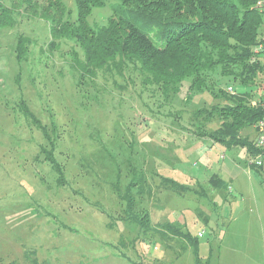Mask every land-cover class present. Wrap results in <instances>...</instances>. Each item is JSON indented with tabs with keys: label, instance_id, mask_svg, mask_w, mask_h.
Instances as JSON below:
<instances>
[{
	"label": "rangeland",
	"instance_id": "374dc122",
	"mask_svg": "<svg viewBox=\"0 0 264 264\" xmlns=\"http://www.w3.org/2000/svg\"><path fill=\"white\" fill-rule=\"evenodd\" d=\"M64 2L75 17L76 0ZM110 14L96 7L90 21L100 26ZM50 28L24 13L0 27V264H32L31 249L41 264H196L187 241L161 233L169 221L198 236L211 264H264V171L248 165V150L194 135V106L182 92L158 111L133 73L134 82L99 72L80 96L72 49L81 48L71 39L51 47ZM21 33L32 43L19 64ZM21 101L48 124L53 143ZM241 133L257 134L253 126ZM142 167L152 190L133 197L150 213L146 231L126 219L119 198ZM213 174L227 186H209ZM161 176L191 188L177 193Z\"/></svg>",
	"mask_w": 264,
	"mask_h": 264
},
{
	"label": "trees",
	"instance_id": "16d2710c",
	"mask_svg": "<svg viewBox=\"0 0 264 264\" xmlns=\"http://www.w3.org/2000/svg\"><path fill=\"white\" fill-rule=\"evenodd\" d=\"M76 4L77 13L72 17L64 0H0V27L15 25L18 15L24 13L49 22L51 47L65 39L73 40L82 51L80 55L72 49L82 97L87 95L83 89L86 83L99 72L129 73L132 82L135 74L140 97L158 101V111L172 105L182 92L186 103L194 106L190 120L194 135L208 136L228 147L244 146L250 154L248 165L264 171V162H251L257 156L264 159V148L255 141L259 121L264 118V92H260L264 83V0H76ZM106 6L111 10L106 23L93 25L90 16L94 9ZM31 43L24 33L18 36L15 57L19 64L27 58ZM229 83L236 92L227 90ZM197 99L199 103L194 104ZM19 104L25 117L53 143L48 124L25 101ZM248 126L255 128V139L241 133ZM43 151L46 160L58 169L52 152L46 146ZM143 170L130 180L119 198L126 202V219L146 231L152 223L150 213L137 210L139 205L133 197H143L152 190ZM161 182L177 193L191 188L166 176H161ZM208 183L227 186L218 174ZM174 224L164 222L161 233L187 241L196 264H211L201 256L198 236L186 225L178 222L176 228ZM29 253L33 254L32 264H41L36 250Z\"/></svg>",
	"mask_w": 264,
	"mask_h": 264
},
{
	"label": "built area",
	"instance_id": "2783aa9c",
	"mask_svg": "<svg viewBox=\"0 0 264 264\" xmlns=\"http://www.w3.org/2000/svg\"><path fill=\"white\" fill-rule=\"evenodd\" d=\"M264 37V36H263ZM227 90L230 92V93H234L236 92L235 88L233 85L229 84L227 85ZM253 104H256L257 102L254 100L252 102ZM256 143L259 145V146H262L264 148V118L262 120L259 121V134L257 135L256 137ZM251 162L253 163H257V164H262L264 162V159L261 158V156H257V157H253L251 159ZM203 234V231L200 232L199 235H202Z\"/></svg>",
	"mask_w": 264,
	"mask_h": 264
}]
</instances>
